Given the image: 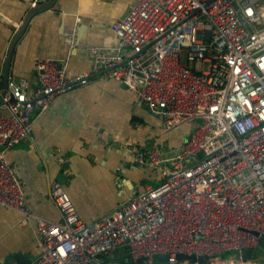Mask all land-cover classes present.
I'll use <instances>...</instances> for the list:
<instances>
[{
	"label": "built area",
	"instance_id": "obj_1",
	"mask_svg": "<svg viewBox=\"0 0 264 264\" xmlns=\"http://www.w3.org/2000/svg\"><path fill=\"white\" fill-rule=\"evenodd\" d=\"M257 1L241 0L240 12L234 0H135L112 22L118 42L93 49L95 63L133 89L162 119L163 131L201 121L180 150L141 141L132 166L158 169L161 180L133 189L92 221L56 179L48 193L60 219L30 213L23 182L4 154L32 138L36 107L44 110L89 73H68L42 56L34 91L7 77L0 92V205L20 211L23 222L35 219L40 252L28 264H112L101 256L108 252L142 264L156 255H166L165 264H200L177 253L201 255L204 263L264 264L257 261L264 255V11Z\"/></svg>",
	"mask_w": 264,
	"mask_h": 264
},
{
	"label": "crops",
	"instance_id": "obj_2",
	"mask_svg": "<svg viewBox=\"0 0 264 264\" xmlns=\"http://www.w3.org/2000/svg\"><path fill=\"white\" fill-rule=\"evenodd\" d=\"M31 1L0 0V85L8 46ZM134 2L55 0L30 17L13 46L7 77L23 80L31 91L40 84L35 62L42 56L52 57L68 73H89L86 83L56 93L44 110L36 107L31 115L32 138L26 137L4 151L23 182L26 206L33 215L60 219L48 193L51 179L67 186L86 221L126 202L133 189L161 180L157 172L158 181L153 183L144 167L132 166L131 155L141 141L153 138L161 144L162 119L144 108L135 91L114 79L109 68L96 64L92 52L117 44L111 24ZM234 3L241 12V0ZM257 4L264 11V0ZM183 126L188 134L189 127ZM145 178L149 181L144 182ZM22 216L20 211L0 205V264H17L12 257L15 251L28 258L40 252L35 219L30 215L23 222ZM262 257L257 261L263 262ZM104 258L114 259L112 264H135V258L130 262L132 257L114 252ZM152 264L165 263L156 255ZM204 264L223 262L205 260Z\"/></svg>",
	"mask_w": 264,
	"mask_h": 264
},
{
	"label": "water",
	"instance_id": "obj_3",
	"mask_svg": "<svg viewBox=\"0 0 264 264\" xmlns=\"http://www.w3.org/2000/svg\"><path fill=\"white\" fill-rule=\"evenodd\" d=\"M54 1L55 0H38L35 5H31L29 10L25 14L22 22L20 23L19 27L15 30V32H14L12 38H11L10 44L8 46V50H7L5 61H4V65H3V67H4L3 68V79H2L1 85H0V92H3L6 89V82H7V75H8L7 66H8V63H9V60H10V57H11V53H12V50H13V46H14L16 40L18 39L20 34L24 31V29H25L30 17L34 13H36L38 11L43 10L45 8H48L50 5H52L54 3ZM176 256H177V259H184V258L193 259V258H196L199 263H203L204 262V257L201 256V255L198 256V255H194V254L186 255V254H183V253H177ZM12 257L16 261L17 264H28L36 256L32 255V256H30V258H28V257L24 256L22 252L15 251L12 254ZM165 259H166V255H163L162 256V260L165 261ZM111 261L113 262L114 259H111ZM129 261L132 262L133 259H130ZM134 263L135 264H141L142 262H141L140 258H137V259H135Z\"/></svg>",
	"mask_w": 264,
	"mask_h": 264
},
{
	"label": "rangeland",
	"instance_id": "obj_4",
	"mask_svg": "<svg viewBox=\"0 0 264 264\" xmlns=\"http://www.w3.org/2000/svg\"><path fill=\"white\" fill-rule=\"evenodd\" d=\"M143 107L147 109V107L145 105H143ZM200 121H201V119L199 117H194V118H191V119L187 120L186 122L180 124L179 126H177L176 128L172 129L171 131H161V133L159 134V138L161 139V144L166 145L164 147L165 150H167L168 152H173V151H176V150H180L181 146L183 145V143L185 142L186 138L188 137L187 136L188 134L185 132V129H184L183 125L189 127V131H191L192 129H194L196 126L199 125ZM152 139L148 140L147 142H151ZM168 165L170 166V164H168ZM143 169L148 171V174H150L151 178H153V180H154V182L152 181L153 183H156L158 181L157 174H156L157 172L159 173L158 169H154V168H151V167H144ZM152 175L155 178L152 177ZM59 178L61 179V176ZM143 181L144 182H148L149 179L145 178ZM64 187L66 189L67 186H64ZM260 260L264 262V257L260 258Z\"/></svg>",
	"mask_w": 264,
	"mask_h": 264
},
{
	"label": "trees",
	"instance_id": "obj_5",
	"mask_svg": "<svg viewBox=\"0 0 264 264\" xmlns=\"http://www.w3.org/2000/svg\"><path fill=\"white\" fill-rule=\"evenodd\" d=\"M101 256H103V257H104L105 255L101 254ZM190 260H191V259H190Z\"/></svg>",
	"mask_w": 264,
	"mask_h": 264
},
{
	"label": "flooded vegetation",
	"instance_id": "obj_6",
	"mask_svg": "<svg viewBox=\"0 0 264 264\" xmlns=\"http://www.w3.org/2000/svg\"><path fill=\"white\" fill-rule=\"evenodd\" d=\"M131 259H133V258H131Z\"/></svg>",
	"mask_w": 264,
	"mask_h": 264
},
{
	"label": "clouds",
	"instance_id": "obj_7",
	"mask_svg": "<svg viewBox=\"0 0 264 264\" xmlns=\"http://www.w3.org/2000/svg\"><path fill=\"white\" fill-rule=\"evenodd\" d=\"M123 83V82H122Z\"/></svg>",
	"mask_w": 264,
	"mask_h": 264
}]
</instances>
